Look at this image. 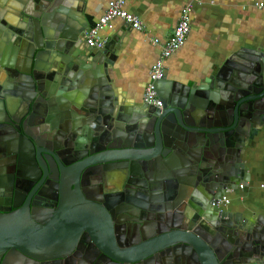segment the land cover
Segmentation results:
<instances>
[{"label":"water","instance_id":"obj_1","mask_svg":"<svg viewBox=\"0 0 264 264\" xmlns=\"http://www.w3.org/2000/svg\"><path fill=\"white\" fill-rule=\"evenodd\" d=\"M86 6V0H0V99L23 101L33 88L28 115L36 114V101H46L42 116L51 132L58 129L54 119L73 132L81 163L62 168V177H97L145 195L127 201L140 221L139 244L129 254L105 246L109 217L95 206L89 209L92 242L112 257L111 264H138L170 249L179 256L181 247L188 251L181 255L192 254L199 264L237 259L264 264V213L248 218L244 212L253 208L212 206L252 180L247 160L264 129V46L237 51L202 83L172 80L165 71L157 82L162 108L131 103L114 82L111 48L87 44L96 21ZM24 136L40 161L42 153L50 154ZM63 155L62 150L53 157L66 163ZM6 218L5 226L0 223V264H12L2 261L8 250L12 257L42 262L63 260L62 248H74L68 233L58 244L43 240L54 238L53 231L42 230L30 215Z\"/></svg>","mask_w":264,"mask_h":264},{"label":"flooded vegetation","instance_id":"obj_2","mask_svg":"<svg viewBox=\"0 0 264 264\" xmlns=\"http://www.w3.org/2000/svg\"><path fill=\"white\" fill-rule=\"evenodd\" d=\"M25 98L23 101L16 98L6 102L0 99V223L4 222L5 226L7 216L21 212L23 216H32L42 230L53 231L49 236L54 234V238L43 240L50 239L58 244L64 240L63 234L68 233V239L76 242L71 250L62 248L65 253L63 260L39 262L26 256L12 257L11 250H8L2 261H10L12 264H111L112 257H107L90 239L92 211L89 209L92 206L103 208L109 217L107 235L105 231L102 232L106 239L104 244L107 242L105 246L118 253L125 254L128 251L129 254V250L139 244L136 240L139 234L137 222L140 221L134 216L137 208L127 204V201L140 199L138 196L142 193L132 185L126 187L110 184L97 177H62V168H74L81 163L76 160L78 154L72 142L74 134L71 131L68 133L65 124H59L55 119L54 124L58 129L54 130V134L51 132V126L44 122L42 116L47 108L46 101H36V114L28 115L29 107L35 102L31 100L36 98L33 88H29ZM162 107L161 101L158 108ZM25 115L28 118L24 122ZM58 132L62 136L57 135ZM24 134L32 137L33 144L34 141L42 144L40 148L50 154L42 153L40 161L38 150L35 147L33 149ZM58 136L63 140H57ZM65 140L67 146L62 150L67 162L63 163L56 161L53 156L62 151ZM88 151V147L84 148L79 155H87ZM214 201L212 206L216 208ZM98 222L101 226L107 225V220L98 219ZM178 251L179 256L174 255V250L170 249L138 264H199L192 254L189 258L181 255L188 253L186 248L181 247ZM109 252L113 253L112 250ZM225 264L258 262L237 259Z\"/></svg>","mask_w":264,"mask_h":264},{"label":"crops","instance_id":"obj_3","mask_svg":"<svg viewBox=\"0 0 264 264\" xmlns=\"http://www.w3.org/2000/svg\"><path fill=\"white\" fill-rule=\"evenodd\" d=\"M113 0H86L97 22ZM264 0H129L127 10L137 16L142 30L121 19L100 35L116 55L112 75L127 102L142 103L153 64L161 46L172 36L181 11L191 6V32L185 45L165 62L168 77L185 84L212 78L229 58L242 49L264 46ZM158 39L160 44H154ZM248 166L252 180L228 194L227 211L264 213V129L253 141Z\"/></svg>","mask_w":264,"mask_h":264},{"label":"built area","instance_id":"obj_4","mask_svg":"<svg viewBox=\"0 0 264 264\" xmlns=\"http://www.w3.org/2000/svg\"><path fill=\"white\" fill-rule=\"evenodd\" d=\"M129 0H113L110 1L105 13L96 22L95 27L88 30L86 34L87 44L91 48H103L107 43L100 35L104 29H112L114 21L121 19L129 24L135 30H142L140 19L129 12L126 8ZM264 6V4H261ZM191 6H185L181 11V16L172 36L161 46L159 59L153 64L149 82L145 87L144 101L149 105L160 107L161 100L158 97L157 82L160 81L166 71L165 62L179 51L186 43L191 32L190 14ZM154 44H160L158 39L154 40ZM242 187V186H241ZM230 203L228 195L218 198L214 201L216 208H223Z\"/></svg>","mask_w":264,"mask_h":264}]
</instances>
